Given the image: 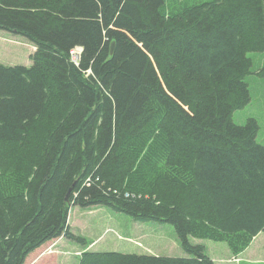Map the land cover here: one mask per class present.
Wrapping results in <instances>:
<instances>
[{"label":"trees","instance_id":"trees-1","mask_svg":"<svg viewBox=\"0 0 264 264\" xmlns=\"http://www.w3.org/2000/svg\"><path fill=\"white\" fill-rule=\"evenodd\" d=\"M164 4L0 0V31L36 49L30 66L0 63V264H49L29 255L63 237L85 244L71 206L170 224L188 255L80 264H214L190 238L236 256L264 234V146L255 120L233 122L250 102L247 54L264 50V0Z\"/></svg>","mask_w":264,"mask_h":264},{"label":"rangeland","instance_id":"rangeland-1","mask_svg":"<svg viewBox=\"0 0 264 264\" xmlns=\"http://www.w3.org/2000/svg\"><path fill=\"white\" fill-rule=\"evenodd\" d=\"M210 1L213 0H165L162 11L165 14H172L180 8ZM35 50V47L23 37L0 31L1 64L30 66V57ZM247 55L252 63L251 74L245 78L250 93V102L233 114V122L241 126L248 119L255 120L258 125L256 141L264 146V76L258 74L264 67V50ZM67 225L72 234L84 239L85 244L82 245L63 237L47 243L45 247L42 246L29 255V259L32 261L40 252L51 256L48 257L49 260H45L49 264H80L85 252L188 257L172 225L135 222L131 217L108 207L71 206ZM190 242L193 245L203 246L204 253L214 264H264L263 233H259L252 239L244 250L245 253L244 251L239 253L241 261H238L237 255L234 257L231 255L224 242L194 238H190Z\"/></svg>","mask_w":264,"mask_h":264},{"label":"built area","instance_id":"built-area-1","mask_svg":"<svg viewBox=\"0 0 264 264\" xmlns=\"http://www.w3.org/2000/svg\"><path fill=\"white\" fill-rule=\"evenodd\" d=\"M72 59H73L74 61H76V60L78 59V53H77L76 50H74V51L72 52Z\"/></svg>","mask_w":264,"mask_h":264},{"label":"water","instance_id":"water-1","mask_svg":"<svg viewBox=\"0 0 264 264\" xmlns=\"http://www.w3.org/2000/svg\"><path fill=\"white\" fill-rule=\"evenodd\" d=\"M114 49V45H112V48H111V51H113ZM71 190H68L67 194H66V197H65V200L68 202V197H69V194H70Z\"/></svg>","mask_w":264,"mask_h":264},{"label":"crops","instance_id":"crops-1","mask_svg":"<svg viewBox=\"0 0 264 264\" xmlns=\"http://www.w3.org/2000/svg\"><path fill=\"white\" fill-rule=\"evenodd\" d=\"M248 249H249V248H248ZM248 249H247V250H248ZM245 252H246V251H244V253H245ZM230 253H231V252H230ZM244 253H243V254H244ZM243 254H241V255H243ZM231 255H232V254H231ZM232 256L234 257V255H232ZM239 256H240V255H237L236 257L239 258L238 261H239V260L241 261V259H240ZM47 257H51V256H47Z\"/></svg>","mask_w":264,"mask_h":264},{"label":"bare ground","instance_id":"bare-ground-1","mask_svg":"<svg viewBox=\"0 0 264 264\" xmlns=\"http://www.w3.org/2000/svg\"><path fill=\"white\" fill-rule=\"evenodd\" d=\"M75 50L77 51L78 54L80 53V49L79 48H76Z\"/></svg>","mask_w":264,"mask_h":264}]
</instances>
